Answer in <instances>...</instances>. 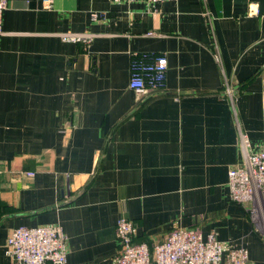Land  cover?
Returning <instances> with one entry per match:
<instances>
[{"label": "crops", "instance_id": "crops-1", "mask_svg": "<svg viewBox=\"0 0 264 264\" xmlns=\"http://www.w3.org/2000/svg\"><path fill=\"white\" fill-rule=\"evenodd\" d=\"M45 1L3 16L0 264L14 229L50 225L69 264H116L122 219L150 249L189 228L264 264L229 185L264 143V0ZM134 55L167 59L163 90L130 89Z\"/></svg>", "mask_w": 264, "mask_h": 264}, {"label": "built area", "instance_id": "built-area-1", "mask_svg": "<svg viewBox=\"0 0 264 264\" xmlns=\"http://www.w3.org/2000/svg\"><path fill=\"white\" fill-rule=\"evenodd\" d=\"M9 1L0 0V36L4 33L3 16ZM123 1L145 2L155 8L160 2L177 0H112L114 3ZM45 2L51 7L52 1ZM72 37L74 41L84 39L80 35ZM131 66L133 72L129 87L132 91L147 93L164 89L168 69L165 57L134 55ZM247 154L243 165L229 171L231 199L247 205L254 218L264 223V143L259 151ZM27 175L34 176L33 173ZM117 235L120 250L116 264H222L224 261L227 264H254L247 249L226 248L214 233L204 239L194 229L177 228L163 243L150 249L147 244L134 242L136 226L122 219L117 225ZM7 252L15 264H69L67 235L60 225L14 229L8 238Z\"/></svg>", "mask_w": 264, "mask_h": 264}, {"label": "trees", "instance_id": "trees-1", "mask_svg": "<svg viewBox=\"0 0 264 264\" xmlns=\"http://www.w3.org/2000/svg\"><path fill=\"white\" fill-rule=\"evenodd\" d=\"M134 242L137 243V242L135 241V239H134Z\"/></svg>", "mask_w": 264, "mask_h": 264}]
</instances>
